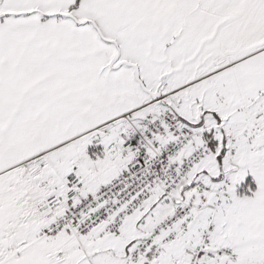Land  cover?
Listing matches in <instances>:
<instances>
[{"label": "snow or ice", "instance_id": "snow-or-ice-1", "mask_svg": "<svg viewBox=\"0 0 264 264\" xmlns=\"http://www.w3.org/2000/svg\"><path fill=\"white\" fill-rule=\"evenodd\" d=\"M0 264H264V0H0Z\"/></svg>", "mask_w": 264, "mask_h": 264}]
</instances>
